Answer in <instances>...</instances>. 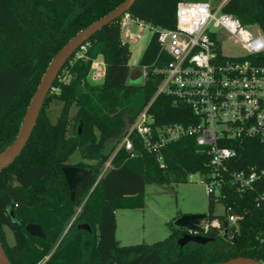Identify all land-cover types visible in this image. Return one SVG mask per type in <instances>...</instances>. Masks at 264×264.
Segmentation results:
<instances>
[{"label": "trees", "instance_id": "trees-1", "mask_svg": "<svg viewBox=\"0 0 264 264\" xmlns=\"http://www.w3.org/2000/svg\"><path fill=\"white\" fill-rule=\"evenodd\" d=\"M125 0H0V153L16 139L31 99L54 56L82 29L104 17ZM180 0H137L129 10L132 19L151 28H174ZM223 11L264 33V0H227ZM122 17L88 39L83 57L77 52L65 64L46 98L34 131L21 154L0 173V239L12 264H214L236 257L264 260V208L256 193L240 194L228 185L225 206L243 214L234 241L217 229L206 235L207 244L178 239L189 230L172 227L168 237L154 243L121 245L116 237V211L144 207L147 183L187 182L195 173L208 174L209 155L193 137L171 142L159 153L149 152L133 136L137 155L120 149L112 168L98 180L128 127L156 94L160 75L153 67L158 58L157 33L143 52L140 66L149 65L142 84L129 81L131 51L121 36ZM102 57L106 76L90 79L92 60ZM165 59V58H164ZM63 104L53 121L50 101ZM76 108L72 129L70 112ZM155 125L193 120L184 104L160 95L151 106ZM239 147L237 168L262 164L263 146L245 140ZM79 149L93 163H69ZM159 156L165 166H161ZM75 165L88 171L79 183L75 200L63 168ZM263 185L259 184L258 191ZM213 209L214 197L210 196ZM80 213L72 221L76 208ZM215 217L212 212L209 219ZM225 221V216H220ZM40 224L45 238L31 236L26 226ZM87 223L91 231L79 228ZM13 232L10 244L5 228ZM222 248V249H221Z\"/></svg>", "mask_w": 264, "mask_h": 264}, {"label": "built area", "instance_id": "built-area-1", "mask_svg": "<svg viewBox=\"0 0 264 264\" xmlns=\"http://www.w3.org/2000/svg\"><path fill=\"white\" fill-rule=\"evenodd\" d=\"M226 2L215 6L211 0H180L176 5L175 27L152 28L159 43L158 58H163L159 66L155 62L150 65L153 73L160 75L156 94L128 127L98 180L112 168V160L120 149L128 151L131 157L138 154L133 136L152 153H159L171 142L193 137L210 157V172L199 173L208 194L225 198L226 187L230 185L240 194L256 193L257 206L264 208V33L258 26L245 25L223 11ZM129 22L142 23L132 19L129 13L122 16L121 36L125 42L128 32L124 31ZM143 35L144 30L137 38ZM129 36L134 34L129 32ZM229 41L240 51L228 52ZM85 51L86 45H82L77 56L83 57ZM148 69L149 65L142 67L143 83ZM105 76L103 58L93 59L90 79L100 83ZM160 95L171 97L174 104L188 106L193 120L187 124L155 125L151 106ZM245 140L263 146L261 165L236 167L238 150L245 147ZM162 159L159 156L161 166H165ZM259 184L263 185L260 192ZM221 216L226 217L225 221L205 216L198 224L199 229L189 232L207 236L217 229L222 237L228 232L227 240L234 241L244 215L235 213L229 205ZM257 238L264 243V231ZM260 262L264 264V260Z\"/></svg>", "mask_w": 264, "mask_h": 264}, {"label": "rangeland", "instance_id": "rangeland-1", "mask_svg": "<svg viewBox=\"0 0 264 264\" xmlns=\"http://www.w3.org/2000/svg\"><path fill=\"white\" fill-rule=\"evenodd\" d=\"M211 2L213 5L219 6L225 0H211ZM142 30H144V35L139 39L137 35ZM129 32L133 33L134 36L130 37ZM124 33H127L126 38L131 51L129 59L131 78L134 72L142 70L140 59L154 35V30L149 24L143 22H129L127 30ZM231 43L232 41H229L226 47L228 52L240 51L238 46ZM130 83L132 82L130 81ZM62 106L63 104L58 100L50 101L47 112L53 121L59 116ZM75 111L76 108L74 107L70 112V130L74 122L71 118L75 114ZM80 161L93 163L91 159L85 158L81 151L77 149L70 156L69 163L76 164ZM144 197V207L120 208L116 211L118 223L117 240L120 241L119 243L121 245L140 244L144 242L154 243L159 240H164L169 236L172 227L189 230L188 228L179 227L175 224L176 219L186 213L205 214L209 218L212 212L215 217L219 218L225 212V205L218 197L214 198V205L211 210V197L207 192L206 183L199 173L190 175L188 181L182 183H147L144 190ZM81 208L82 206L76 208L74 217L80 213ZM5 230L7 241L13 244L15 242L13 232L7 227Z\"/></svg>", "mask_w": 264, "mask_h": 264}, {"label": "water", "instance_id": "water-1", "mask_svg": "<svg viewBox=\"0 0 264 264\" xmlns=\"http://www.w3.org/2000/svg\"><path fill=\"white\" fill-rule=\"evenodd\" d=\"M137 0H125L116 9L100 18L99 20L93 22L89 26L78 32L52 59L49 66L47 67L41 82L34 93L31 102L28 106L27 112L22 121L19 133L13 143L0 155V173L8 167L14 160L21 154L25 146L27 145L34 128L37 124L38 118L41 114L42 108L49 95L55 80L59 77V74L65 64L76 54L78 49L93 35H95L99 30L108 25L115 19L124 16L129 12L132 5ZM132 83H143V72L142 70H137L134 72L130 78ZM141 83V84H142ZM63 172L67 183L70 188L71 198L75 200L77 195V188L79 183L85 178L88 171L84 168L67 165L63 168ZM205 218V214H192L186 213L181 215L176 219L175 224L179 227L188 228L190 231L198 230V224ZM79 228L91 231V226L87 223H81ZM27 232L31 236L45 238L46 234L40 224L29 223L26 226ZM223 237L227 239L229 237L228 232H226ZM214 241V238L204 235H196L191 232L184 233L179 239L178 244L184 247L190 242H195L198 244H207ZM222 249V248H221ZM0 264H12L6 250L0 239ZM214 264H262L259 260L250 257H236L229 259L227 261L218 262Z\"/></svg>", "mask_w": 264, "mask_h": 264}, {"label": "crops", "instance_id": "crops-1", "mask_svg": "<svg viewBox=\"0 0 264 264\" xmlns=\"http://www.w3.org/2000/svg\"><path fill=\"white\" fill-rule=\"evenodd\" d=\"M117 221V218H116ZM117 232H118V223H117V229H116V237H117ZM119 241V240H118ZM120 242V241H119ZM11 244V243H10Z\"/></svg>", "mask_w": 264, "mask_h": 264}, {"label": "bare ground", "instance_id": "bare-ground-1", "mask_svg": "<svg viewBox=\"0 0 264 264\" xmlns=\"http://www.w3.org/2000/svg\"><path fill=\"white\" fill-rule=\"evenodd\" d=\"M2 157V155H0V158Z\"/></svg>", "mask_w": 264, "mask_h": 264}]
</instances>
